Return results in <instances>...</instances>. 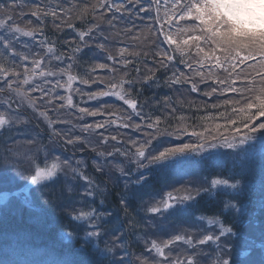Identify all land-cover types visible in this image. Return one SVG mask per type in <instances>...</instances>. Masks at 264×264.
<instances>
[{
	"label": "trees",
	"instance_id": "trees-1",
	"mask_svg": "<svg viewBox=\"0 0 264 264\" xmlns=\"http://www.w3.org/2000/svg\"><path fill=\"white\" fill-rule=\"evenodd\" d=\"M179 13L184 14L186 10L191 8V5L197 0H179ZM109 4L114 3V0H107ZM97 0H68L63 3L64 7L59 12V21L53 26L52 21L49 20L44 29L50 27L54 32L60 33L59 42L56 44L59 48L58 51H64L66 61L72 66H75L74 72L78 76L86 75L88 78L98 83L101 88L106 87L110 82H119L121 79H133L137 83L132 89V98H134L138 105V110L145 114V117L151 116L153 120L159 116L161 124L159 131L155 129H148L146 122H143V129L139 130L141 135H145L144 141L154 135L152 139V149H160L166 146H175L181 143H199L200 138L192 135L193 131L203 133L206 137L205 143L222 142L225 137L231 138L235 131V127L239 125V121L243 117V113L238 109L245 108L247 104L256 103V94L260 89L264 88V69L259 67L260 55L258 48L255 44L251 48H246L241 43L242 32H237V25L232 20L231 15L227 13L223 4L217 5L220 12L226 17L225 24L227 29L220 33L219 28L216 32H204L203 26L194 18L185 21L182 18L181 25L172 35V38L178 42L179 47L184 48V55L181 56L179 50L175 46H170L165 41L162 44V38L157 32H154L153 24L149 27L147 25L131 26L129 31L123 30L122 16L116 13L118 19H113L115 9L107 10L105 8L97 7L95 12L92 11V5H96ZM73 5L78 7L73 8ZM87 11H83V8ZM223 9V10H222ZM226 10V11H224ZM180 16V15H179ZM81 17V18H78ZM111 21V23H110ZM71 25V27L69 26ZM93 25L98 26L97 29L104 33L107 42L104 45L106 48L88 44L83 48V51L77 53L75 58L70 59L71 55L69 47L65 41L76 40L77 32L80 30H87ZM59 26V27H57ZM138 28V29H137ZM217 33H220L217 36ZM200 37L201 39L193 40L190 44H185L186 39L191 37ZM166 46L167 50L161 49ZM124 49L125 51H121ZM198 49H203L205 52H198ZM172 56V60L168 61L167 56L163 53L166 52ZM160 52L159 55L157 53ZM206 52L209 56L205 59ZM251 53V54H249ZM146 54V55H145ZM241 54L249 55V59L244 60L236 55ZM111 55L114 60H109L107 57ZM125 57L132 63L127 66L124 65L121 57ZM221 57V62L217 66L216 57ZM234 56L232 59L229 57ZM163 60L168 63L169 68L167 72L156 71V76L159 77V86L153 85L149 87L144 84L141 87L140 81L143 77L148 75V68L159 67V62ZM257 60L258 62L253 65L241 68L245 65L243 62H250ZM106 64L108 67L101 69L96 67L98 64ZM204 68L199 75L195 74L193 68ZM139 69V73L134 69ZM257 68L256 75L253 76L250 72ZM17 71V70H16ZM72 71V70H71ZM173 72L186 82L166 86L165 78L171 76ZM125 73H128L126 76ZM183 74L182 76L180 74ZM252 79L246 83L242 82L239 76ZM193 84L196 85V90L193 91ZM215 88L216 91L212 92ZM139 93V94H138ZM210 93V94H209ZM21 101L23 104H21ZM167 101V102H166ZM16 105H20L28 112L29 106H26V101L21 99L15 100ZM42 110V109H41ZM254 111V109H253ZM38 116V114L36 113ZM184 117V120L180 118ZM41 119V118H40ZM135 121V120H134ZM232 121H237L236 125ZM36 127L45 132L46 123L41 119L39 122L31 121ZM264 122V117H260L257 121ZM135 123H139L136 122ZM122 134L121 132H119ZM123 137H118L111 147L106 145L98 146V152L109 153L114 148H120L121 151L130 153L129 139L122 134ZM213 137L216 138L213 141ZM113 141V140H112ZM254 149L257 153L260 152L262 145L255 144ZM71 144L67 147L70 150ZM125 148V149H123ZM84 152L85 155L89 154L86 145H77L75 152ZM218 151L225 155L224 163L219 165L213 162L212 166L201 165V178L200 183L194 187H189L192 193L200 191L201 194L196 196L195 200L188 201L187 209H193L195 214H202L211 219L222 221L225 226H231L237 233L242 234L236 239L232 237H222L220 244H234V252L239 256L241 264H246L248 257L240 256L242 251H249L248 241L245 237L252 241L251 243V256L257 259L259 253L264 251V193L259 189V185L264 180V173H262V165L259 161L251 164L247 169L241 168L234 163L236 153L232 150L223 147L217 149H206L199 156L209 155L210 152ZM74 152V153H75ZM151 154H155L153 151ZM191 154V153H190ZM77 155V154H76ZM192 155V154H191ZM130 156V154H129ZM147 156V155H146ZM125 160V158H123ZM126 166H136L126 159ZM211 160L207 158L206 164ZM144 163H147L145 160ZM91 165V164H90ZM97 172V170H95ZM141 172L145 177L143 182L144 190L140 193V198H149L150 193L165 192L164 180L177 178L180 180L182 174L175 175L176 173L171 170L168 177L164 179L163 172L156 165H149L147 168H141ZM85 175L93 179H98L95 172L91 170L84 171ZM227 179L230 182L240 181L241 184L252 183L253 188L250 192L241 195H231L224 193L213 194L211 189L206 190L207 184L210 183L212 176ZM177 184V183H176ZM106 192L111 198V203L116 211V215L109 219H113V229L119 236L116 244L125 243V253L122 256L127 257L131 264H142L145 260L143 257L137 255V251L145 248L146 241L144 235L151 239L150 232L152 231L142 217L145 213L156 217V228L160 229L165 227L168 231L171 229H181L184 223L192 220L191 215L183 210L177 212H165L162 216L152 214L145 208L142 209L141 225L144 227L143 233L135 231V221H137V214L132 211H125V207L120 205L121 201L117 202L118 194L115 193L114 183L112 181L104 182ZM210 187V185H208ZM47 190V188L45 187ZM51 198L55 201L64 198L63 192L54 191L50 187L49 190ZM153 193V194H154ZM139 196H137V199ZM47 200V199H46ZM44 201L42 208L37 205L33 214L26 211L9 213L4 212L3 218L0 219V240L10 245L13 249L23 252H31L39 250L43 255L35 257L33 264L38 261L50 259L53 264H96L97 256L93 252L90 245H86L83 251H78L81 248L82 240L75 239L71 243H65L61 239V233L74 227L71 222V213L66 210H61L57 206H52L48 201ZM139 200V199H138ZM236 201L239 203H246L245 214L237 218L231 210L225 212V203L227 201ZM191 203V206H190ZM148 205V204H145ZM191 208H190V207ZM247 222V223H245ZM102 224V222H100ZM146 226V227H145ZM105 230V229H103ZM105 234H110L106 232ZM41 238L36 242L35 238ZM112 239V238H109ZM110 240L108 241V246ZM160 242V241H159ZM101 248L104 247L100 244ZM126 254V255H125ZM225 256L230 253L225 252ZM18 257L11 255V260L15 261ZM109 257V259H116ZM149 264H153L148 261ZM107 264V260L103 262Z\"/></svg>",
	"mask_w": 264,
	"mask_h": 264
},
{
	"label": "rangeland",
	"instance_id": "rangeland-1",
	"mask_svg": "<svg viewBox=\"0 0 264 264\" xmlns=\"http://www.w3.org/2000/svg\"><path fill=\"white\" fill-rule=\"evenodd\" d=\"M65 1L68 0H15L16 4H19L20 7H6L3 11H0V18H4L7 21L5 28L0 30V36L11 41L9 49H5L3 42L0 41V61H2L4 67L9 70V75L6 79L0 77V88L4 89L3 91H0V115H4L7 121L12 122L6 123L4 130L0 131V170L11 177L10 182L0 184V190L17 191L23 189L28 184L29 176L34 174L36 164L45 167L51 166L53 163H58L61 166L62 171L58 172L56 178L46 184L31 188L30 196L34 205H40L47 199L46 201L52 206H57L61 210L70 212V220L75 226L67 231L73 233L76 237L83 236L84 233L90 229L88 221H74L72 219L74 215H79L82 211L91 212L93 209H95L98 214L104 213V219L100 220L98 223L94 220L92 223H97V228L101 232L100 244H103L104 246L105 244L108 245V241L110 240L109 244L110 246H113L117 241H114L113 238L117 239L119 235L112 230L113 219L109 218L114 217L116 211L111 203L112 200L110 196L106 192V187L104 186V182L112 181L114 183L115 193L118 194L117 202L119 203L122 197L126 198L127 210L132 211L135 215L137 214V221L134 219L136 222L134 226L135 231L137 230L138 232L143 233L144 227L141 225V220H144L147 224L152 223V225L149 226L152 230L150 232L151 239H148V236L144 235L146 241L145 248L137 251V255L147 259V261L150 260L153 264L155 261L162 262L163 258L157 256L155 251L151 250L152 240L162 242L163 240L170 239L177 234H182L186 238L191 236L193 243L195 244L196 241L202 239L205 235H218L219 224L209 226L207 220L211 218L201 216L202 214H199V216L196 215L195 211L190 207L191 203L189 206L191 209L188 210V202L182 206V210L190 214L192 220L188 223H184L182 225L183 228L177 229V231H175V229L168 231L165 227L157 229L155 224L156 217L153 215L145 213V217H142L141 219L140 213L143 214L142 209L145 208L146 212L150 207L157 205L158 201H161L166 193L173 192L177 195H181L188 191L189 187L200 183V166H212L213 162H215V157L210 155L199 156L198 154L191 153L192 155L188 154L190 159L186 161L183 166L177 165L167 168L159 167L161 173L163 172L164 179L168 177L167 175H169L168 173H171V170L176 173L175 175L182 174V176L180 177V180L177 179L179 177L164 180L165 192H153L154 194H149V198H140V193L144 190L142 187L145 180L141 184H136L134 181L138 180L139 177L143 175V172H141L137 166L128 169L125 161L126 159H129V162H132L131 154L135 153V148L132 147L131 143H129L130 156H123L119 153H114L112 156H108L107 153L103 151L98 152V146L106 145L107 147H111L114 144V141L111 140L112 135L117 136L118 139V137H123V134L129 140H136L138 144L139 142L144 141L145 135H141L139 132V130L143 129V122L140 117L133 115L131 121H128L130 124L135 123V121L139 122V124H141L139 130H136L133 127H122L121 122L127 114L131 113L132 110L124 104L123 101H120L113 96L89 99L87 95L88 93L105 90L106 87L101 88L98 86V83H94V80L88 78L86 75L78 76L74 72V70H76L74 65L65 73L59 72V69H67V65L70 64L66 61V57L64 56V63L57 62L47 54V45L43 47L40 45V41L46 39L54 45L58 54L64 52L61 50L58 51L59 47L56 45L59 42L60 33L54 32L50 27L44 29V26L47 25L49 20L52 21L53 26L58 23V14L62 11V8L64 7L63 3ZM123 2L126 7L122 8L121 12H119L122 16L123 30L129 31L131 26L135 25L137 27L138 25L143 24L150 27L153 24L154 27L152 28L154 32H157L160 35V38H162L163 45L165 44V34L172 36L175 30L181 25L182 18H184L185 21L190 20V17L187 15L189 10H186L184 14L179 13L180 8L176 7L180 2L179 0H150V8L147 7L149 0H141V3L136 4L135 10L131 12L128 11V9H132L134 5L128 3V0H123ZM239 2L240 0H222L221 4H223L227 10L224 11L231 14L228 9ZM0 3H4L7 6L12 4V0H0ZM141 6L146 7L147 10L141 12ZM37 10H40L38 13L39 18L32 14ZM53 11L56 13V16L51 15V12ZM45 13L48 14L45 15ZM9 16L11 17L10 20L8 19ZM15 27H20L24 31L31 30L34 32V36L25 37L22 34L15 33L12 31ZM92 35L96 37L95 41L89 42L93 46L98 47L99 43L105 45L108 41L104 36V33L99 29L94 30ZM86 39L88 38L86 37ZM105 48L106 47L104 46V49ZM161 49L167 50L166 46ZM25 57L26 59H24ZM39 59H43L44 63L36 68L33 64V60ZM50 60L51 63H49ZM243 63H245V65H241V68L253 65L257 63V60ZM26 68L29 70L28 74L32 76L33 80L37 83L41 82L42 78L39 76L41 71L50 70L57 73V75L51 79H53V82L59 80L61 87H57L55 92L65 99L54 98L52 105L43 106L41 109L47 110L55 106L61 120L64 121L63 123H56L54 125L56 129L63 130L61 136L64 135V132H68L69 137H81L80 141L71 144L70 150L67 149L69 144L66 143V139H61L60 137L52 138V134L48 129L47 124L45 133L39 130L36 125L31 122L36 120L39 122V120H41L40 117L36 115L37 112H34L31 108L26 112L22 106H13L11 104L10 101L14 100V98L16 100L21 99V97L17 96L12 89L8 88V81L10 80L13 82V88L17 87L19 81L24 78ZM33 68H36L35 73L31 71ZM193 69L196 75H199L202 70H204V68L200 67H195ZM256 72L257 68L250 72V74L253 76L254 74L256 75ZM13 73H18L19 76H16ZM69 73L76 77L71 92L67 89V74ZM239 78L244 83L252 79V77L246 78L242 77V75H240ZM82 80H88L89 82L84 84L81 83ZM27 88L28 86H24V90H27ZM258 94L259 92H257L256 96ZM31 95L39 96V92H33ZM68 95H71L73 98V105L71 106L67 105L66 102ZM21 104H23L22 101ZM61 104L64 105L63 108L60 107ZM9 105H11V107H9ZM27 105L26 101V106ZM80 107H88L90 109L102 108V113L97 116L85 115L81 118V114L79 113ZM49 116L54 118L51 111H49ZM112 121L116 122L112 123ZM96 123H104L105 127L88 132L81 131L83 125H95ZM105 136L109 137L107 143H105L103 139ZM78 144L86 145L89 154L85 155L84 152H75ZM111 152H113V150ZM45 153H47V155H45ZM100 153H104L105 155L101 156ZM151 153L152 147L149 146L146 155ZM210 153L218 154L220 159H224L225 157L223 153L218 151ZM123 158H125V160H123ZM207 158L211 161L206 164ZM65 160H68L73 166H76V162L80 161V166L83 168V171L88 170L91 166V170L97 173L96 176L98 179L91 178L100 189L94 197H87L84 195V188L87 187L86 182L75 176L73 172L64 165L63 161ZM133 164L135 163H132V165ZM97 165L100 166L99 171L97 170ZM117 165L123 167V173L118 170L116 167ZM95 170H97V172ZM212 179H210V183L205 187L207 191L211 189V192L213 193H224L228 194V196L233 195L228 190L218 189L213 191L211 186ZM208 185H210V187ZM45 187H53L54 191L58 190L59 192H63L65 197L55 201L51 198L50 192L46 190ZM69 187H71L72 191L68 190ZM177 189H179L180 192L177 193ZM24 196L25 193L21 191L20 198L22 199ZM137 196H139V200L137 199ZM21 199L14 198L6 210L13 212L26 211L27 213L33 214L35 210H30L25 207L21 203ZM101 201H103V203H101ZM120 205L125 207L121 203ZM40 208L44 209L42 208V205H40ZM180 208L181 206L177 205V209H170L167 212H177ZM164 213L165 212L155 214L160 217ZM100 222H102V224H100ZM108 228H112L111 231L110 229L108 230ZM106 232H109L110 234H105ZM35 239L36 242L43 241V239L39 240L41 238L36 237ZM120 245L121 247L115 248L117 258L125 253V243L123 242ZM90 247L92 246L90 245ZM165 251L166 254L169 252L171 253L168 257L169 264H171V261L174 259H186L187 256H194L196 264H214L218 254V249L211 242L206 243L205 245L189 247L183 242L178 241L175 244L170 245ZM124 258L127 260V257L124 256Z\"/></svg>",
	"mask_w": 264,
	"mask_h": 264
},
{
	"label": "snow or ice",
	"instance_id": "snow-or-ice-1",
	"mask_svg": "<svg viewBox=\"0 0 264 264\" xmlns=\"http://www.w3.org/2000/svg\"><path fill=\"white\" fill-rule=\"evenodd\" d=\"M128 3H132L134 7L132 9H128V11H134L135 5L141 3V0H128ZM222 0H197V2H194L191 5V8L189 9L187 15L190 18H194L196 21L199 22L201 26H203L204 32H216V29L219 28L220 33L224 32L227 29V25L225 24L226 17L223 13L220 12L217 5L221 4ZM20 7L19 4H16L15 0H12L11 5H5L4 3H0V11H3L6 7ZM78 7L77 5H73V8ZM105 8L107 10L115 9L113 13V19H118L116 16V13L121 12L122 8H125V4L123 0H114V3L109 4L107 0H97L96 5H92V11L95 12L96 8ZM147 7H151L150 0L147 3ZM146 7L141 6L140 11H146ZM40 10L34 11L32 14L34 16H37L39 18ZM83 11H87V8H83ZM48 13H45L47 15ZM51 15L56 16V13L53 11L51 12ZM81 18V17H78ZM8 19L10 20L11 17L9 16ZM111 23V21H110ZM7 24L6 19L0 18V30H3ZM71 27V25H69ZM59 27V26H57ZM98 26L93 25L92 27L87 28V30H80L77 32V39L76 40H70L65 41V44L69 47L70 56L69 58H75L77 53H80L83 51L84 47H87L90 41H95L96 37L92 35L93 31L96 30ZM13 32L22 34L25 37H33L34 32L33 31H24L20 27H15L12 29ZM220 33H217V36H219ZM86 37L88 39H86ZM200 37L194 36L190 39H186L184 41L185 44H190L193 40H199ZM164 40L167 42L170 46H175L177 50H179L180 55L183 56L184 48L179 47L178 42L172 38L171 35L165 34ZM0 41L3 42V46L5 49H9L11 45V41L4 39L3 36H0ZM41 47L47 45L46 51L47 54L51 58H54L55 61L64 63V55L63 53H57V49L54 47L52 43H50L48 40L43 39L40 41ZM255 45L258 48L259 55H260V64L259 67L261 69H264V40H257L255 42ZM98 47L103 49L104 44L99 43ZM122 52L125 51L124 49L121 50ZM198 52H205L203 49H198ZM14 54V53H13ZM160 52L157 53L159 55ZM164 55L167 56L168 61L172 60V56L168 55V53L164 52ZM251 54V53H249ZM146 55V54H145ZM205 59L208 58L209 54L206 52ZM234 56L227 58L232 59ZM235 57H239L241 59L247 60L249 59V55H243L241 54L236 55ZM109 60H113L115 63L114 58L109 55L107 57ZM26 59V57L24 58ZM123 63L125 66L132 63V61L127 60L125 57H121ZM217 66H219L221 62V57H216ZM44 63L43 59L39 60H33V64L36 66V68L40 67ZM51 63V60L49 61ZM96 67L104 69L108 67L106 64H98ZM36 68H33L31 71L35 73ZM72 68V64L67 65V69H59L58 71L61 73H65L66 71L70 70ZM169 68V65L167 62L161 60L159 62V67L157 68H148V75L142 78L140 81L141 87H143L144 84H147L149 87H152L153 85L159 86V77L156 76V71H164L167 72ZM139 73V69H134ZM29 70L25 69L24 78L19 81L17 87L13 88V82L8 81V88L12 89L15 94L19 97H21L23 100L27 101L28 106L34 111L38 113V116L47 124L48 129L50 130L52 134V138L54 137H60L61 139H66L67 144H73L77 141L81 140V137L74 136L69 137L68 132H64V135L61 136V132L63 130H58L54 127L56 123H63L64 121L61 120L59 113L57 112L55 106L51 107V109L47 110H40L41 107L46 105H52L54 98L59 99H65L64 97L59 96L58 93L55 92V89L57 87H61L59 80H55L53 82V77L57 75V73L53 71H41L39 73V76L42 78L41 82L37 83L33 80V77L30 76ZM16 76H19L18 73H13ZM9 75V70L4 67V63L0 61V77L7 78ZM127 76L128 73H125ZM183 75L182 73L180 74ZM76 77L72 74H67V89L69 92L72 90L73 82L75 81ZM88 80H82L81 83L87 84ZM186 81L181 80L175 72L171 76H168L165 78V85L166 86H172L174 84H180L184 83ZM137 81L133 80L131 78L129 79H121L119 82H110L108 85H106L105 90H99L96 92H90L88 93L89 99H99L101 97L105 96H113L117 98L120 101H123L124 104H126L132 111L131 113L127 114L124 118V120L121 122V126L124 128L133 127L136 130H139L141 128V124L139 123H129L128 121H131L132 116L135 115L137 117H140L142 122H146V126L148 129H155L157 132L159 131V126L161 124V118L159 116L155 117V120L152 119L151 116L145 117V114L138 110L137 102L134 98H132V89L135 87ZM24 86H28L27 90H24ZM3 88H0V91H3ZM192 90H196V85L193 84ZM216 89L213 88L212 92H215ZM33 92H39V96H32L31 93ZM139 94V93H138ZM210 94V93H209ZM67 105H73V98L71 95H68L66 98ZM167 102V101H166ZM11 107V105H9ZM61 108L64 107L63 104L60 105ZM254 109V111H253ZM49 111L53 113L54 118H51L49 116ZM239 112L243 113L242 119L239 121V125L235 127V131L231 138L225 137L222 142H211V143H205L206 137L203 135V133H198L193 131L191 134L194 136H197L200 138L199 143H181L177 144L175 146H166L162 147L160 149H152V151L155 154H149L146 156V151L148 150L149 146H151L152 139H155L154 135H150V138L147 141L138 142L136 140H129V143H131L132 147L135 148V153L132 155V163H135L138 169L141 168H147L149 165H156L158 167H174L177 165L183 166L186 161L190 159L189 155L190 153L195 154H202L206 149H217L220 147L232 150L233 153H236V156L234 157V163L240 166L241 168L247 169L251 164L257 162L259 159L261 165H262V173H264V122L257 123L258 120H260V117H264V88L259 90V94L256 96V103L252 104L249 103L245 108L238 109ZM79 113L81 114V118L85 115L90 116H97L98 114L102 113V108H95L90 109L88 107H80ZM119 119V118H117ZM181 120H184V117L180 118ZM116 121H112V123H115ZM6 123H12L11 121H7L4 115H0V131L4 130V126ZM233 125L237 124V121H232ZM105 127L104 123H96L95 125L91 124H85L81 127V131H93L94 129H99ZM27 132V129H26ZM38 135V133H37ZM103 135V134H101ZM104 142L107 143L109 137L105 136ZM111 140L117 141V136L112 135ZM216 138L213 137V141H215ZM31 142V141H30ZM259 143L262 145L260 152L257 153L254 149V145ZM43 147V146H42ZM114 153H119L123 156H128L130 153L126 151H121L120 148H114L113 152L107 153L108 156H112ZM47 155V153H45ZM101 156H104V153H100ZM212 157H215V162L219 165H223L224 161L220 159L218 154L210 153L209 154ZM59 159V158H57ZM147 161V163H144V161ZM64 165L67 166L75 176L79 177L81 180L85 181L87 184V187L84 188V195L87 197H94L99 191L98 185L95 184V182L87 175H85L83 168L80 166V161L76 162V166H73L68 160L63 161ZM118 170L123 173V167L117 165L116 166ZM97 170H100V166L97 165ZM59 171H62L61 166L58 163H53L51 166H45L41 167L39 164L35 165V171L34 174L30 175L28 178V184L20 190L17 191H5L0 190V219L3 218L5 210L10 206L12 200L15 199H21L20 198V192L23 191L25 193V196L21 199V203L29 208L30 210H37L38 208L34 205L33 200L30 196L31 188L36 186H41L43 184H46L49 181H52L54 178L57 177V174ZM145 180V177L141 175L138 180L134 181L136 184H141ZM11 177L0 170V184H3L5 182H10ZM127 186V185H126ZM211 186L213 191L218 189L228 190L233 195H241L248 193L252 190L253 184L252 183H244L241 184L240 181L230 182L227 179H221V178H213L211 180ZM259 189L262 193H264V180L261 181L259 185ZM69 191H72L71 187L68 189ZM207 191V190H205ZM176 192H180L179 189L176 190ZM201 192L198 190L195 193H192L191 190H188L184 192L181 195H177L173 192H168L165 194V197L158 201L157 205L152 206L148 209L151 213H161V212H167L170 209H177V205H180L181 208L178 210H182V206L185 205L186 202L195 200L196 196L200 195ZM103 203V201H101ZM246 203H239L236 201H227L225 203V212L228 210H231L233 214L240 218L242 217L246 212ZM121 204L125 206V211H127V204H126V198H121ZM105 214L104 213H97L95 209H93L91 212H80L79 215H74L72 219L77 222L81 221H88L89 222V229L84 233L83 236L76 237L73 235V233L65 231L62 232L61 239L65 243H71L75 239L79 238L82 240L81 248L78 251H83L86 245H91L93 252H95L97 256L96 264H103L105 260H107V264H131L130 261L126 260L124 256H121L116 259H109V257H114L116 255L115 248L121 247L119 244H114L113 246H108L105 244L103 248L100 246V236L101 232L97 228V223L104 219ZM96 221L97 223H92V221ZM207 223L209 226H213L215 224H219V234L218 235H212L208 234L205 235L202 239H199L198 241L193 243L192 237H185L182 234H177L173 236L170 239L163 240L162 242H157V240L151 241V250H154L156 255L163 258L161 261H155L154 264H169L168 257L170 256V252L166 254V249L169 248L170 245L175 244L176 242L180 241L183 242L185 245L189 247H195L197 245H205L206 243L211 242L213 245L216 246L218 249V254L216 256V260L214 264H241V260L239 256H236L234 249V244H224L221 245L219 242L222 237H232L233 239H236L238 236H242V234L237 233L233 230L231 226H225L222 221L219 220H213L208 219ZM247 223V222H245ZM261 235H264V233H261ZM115 239V238H114ZM246 241H248L249 245V251H242L240 253V256L248 257V260L246 261V264H264V251L259 253L258 261L257 259L252 258L251 256V243L252 241L249 240V238L245 237ZM228 252L230 255L225 256L224 253ZM16 255L18 258L13 261L11 260V255ZM43 255V253L39 250H33L31 252H23V251H17L16 249H13L10 245L3 242V240H0V264H33V259L35 257H39ZM126 255V254H125ZM37 264H53V262L48 260L38 261ZM142 264H149L147 259H145ZM171 264H196L194 256H187L186 259H174L171 261Z\"/></svg>",
	"mask_w": 264,
	"mask_h": 264
},
{
	"label": "clouds",
	"instance_id": "clouds-1",
	"mask_svg": "<svg viewBox=\"0 0 264 264\" xmlns=\"http://www.w3.org/2000/svg\"><path fill=\"white\" fill-rule=\"evenodd\" d=\"M228 11L237 25V32L243 33L241 43L246 48H251L258 39L264 40V0H240Z\"/></svg>",
	"mask_w": 264,
	"mask_h": 264
}]
</instances>
